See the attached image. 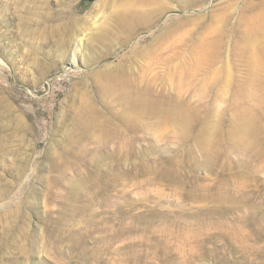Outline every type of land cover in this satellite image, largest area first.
Returning a JSON list of instances; mask_svg holds the SVG:
<instances>
[{
	"label": "rangeland",
	"instance_id": "obj_1",
	"mask_svg": "<svg viewBox=\"0 0 264 264\" xmlns=\"http://www.w3.org/2000/svg\"><path fill=\"white\" fill-rule=\"evenodd\" d=\"M139 1L0 0V264H264V0Z\"/></svg>",
	"mask_w": 264,
	"mask_h": 264
},
{
	"label": "bare ground",
	"instance_id": "obj_2",
	"mask_svg": "<svg viewBox=\"0 0 264 264\" xmlns=\"http://www.w3.org/2000/svg\"><path fill=\"white\" fill-rule=\"evenodd\" d=\"M114 3V6L116 7L115 9H117L119 11L118 14H125V19L126 21L123 19L124 22H127L126 28L125 30H131L135 25L132 24L131 21H136L138 18V10L141 7V2L139 0H112ZM121 18V16H120ZM251 20H253V16L251 15V17H249L248 22H250ZM258 20H261V16H258ZM257 30V35L259 38V31H260V27L256 26L254 27L252 31H256ZM134 31V28L130 31L129 34H132ZM258 38L256 37H252L251 40H255L252 42L253 46H258ZM255 48V47H253ZM214 51V50H213ZM212 51V52H213ZM207 53V52H206ZM252 61L257 60L259 61H263L264 60V49L260 48L259 52L256 54H253L252 56ZM131 105L132 108L135 109L136 111H141V112H147L148 108H149V103L147 101H143L141 98V95L136 93L135 97L132 99L131 101ZM98 119H96L95 116H88V118H84L83 123L84 125H87L86 128L88 127V132L91 133L93 130H95L98 127Z\"/></svg>",
	"mask_w": 264,
	"mask_h": 264
}]
</instances>
